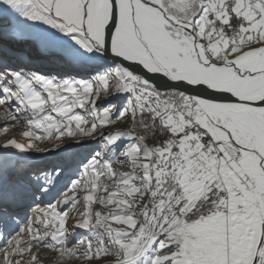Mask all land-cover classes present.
<instances>
[{
	"label": "snow or ice",
	"instance_id": "snow-or-ice-1",
	"mask_svg": "<svg viewBox=\"0 0 264 264\" xmlns=\"http://www.w3.org/2000/svg\"><path fill=\"white\" fill-rule=\"evenodd\" d=\"M0 131V264H264V0H0Z\"/></svg>",
	"mask_w": 264,
	"mask_h": 264
},
{
	"label": "rangeland",
	"instance_id": "rangeland-1",
	"mask_svg": "<svg viewBox=\"0 0 264 264\" xmlns=\"http://www.w3.org/2000/svg\"><path fill=\"white\" fill-rule=\"evenodd\" d=\"M12 131L13 130H8L7 135L8 136H11L12 135ZM4 136H5V134L2 131H0V139H3ZM40 255H41V258L45 261V264H48V258H49V256L52 255L49 252V250H47V249H41Z\"/></svg>",
	"mask_w": 264,
	"mask_h": 264
}]
</instances>
